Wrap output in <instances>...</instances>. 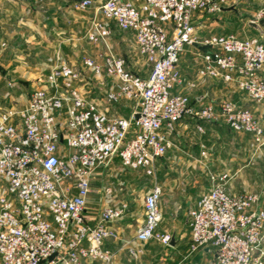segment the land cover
Listing matches in <instances>:
<instances>
[{
  "label": "built area",
  "instance_id": "2783aa9c",
  "mask_svg": "<svg viewBox=\"0 0 264 264\" xmlns=\"http://www.w3.org/2000/svg\"><path fill=\"white\" fill-rule=\"evenodd\" d=\"M226 0H106L98 11L92 43L112 36L111 22L132 33L151 67L147 78L128 67L124 57L105 55L104 64L82 61L94 78L106 76L111 89L104 100L83 91L84 71L63 63L39 81L23 107H0V264H112L104 249L115 237L107 225L123 210L106 206L94 224L86 215L96 173L119 162L123 170L155 178L156 166L172 147L171 136L184 120L215 122L260 145L264 128L253 113L230 101L193 106L175 93L182 86L180 62L193 49L198 76L221 80L264 105V42L235 35L200 36L197 19L216 16ZM93 0L76 10L89 11ZM264 19V7L250 22ZM248 23V24H249ZM122 99L135 101L128 117L112 116ZM105 105H104V104ZM104 105V106H103ZM198 130L203 131L198 125ZM210 189L188 211L190 254L213 251L212 264H264V207L256 194L233 195L229 174L208 173ZM163 191L154 183L144 198V223L136 241L169 245L159 235Z\"/></svg>",
  "mask_w": 264,
  "mask_h": 264
},
{
  "label": "rangeland",
  "instance_id": "374dc122",
  "mask_svg": "<svg viewBox=\"0 0 264 264\" xmlns=\"http://www.w3.org/2000/svg\"><path fill=\"white\" fill-rule=\"evenodd\" d=\"M13 1L15 5L11 10L13 15L9 14L8 19H10L9 21L15 25L14 28L17 30L14 32L17 33L19 39L14 43L9 41L8 44L6 41L4 46H0V100L5 102H11L14 100L12 104L17 105L18 107L25 106L29 101V96L32 90L36 88L39 81L43 79V76H41L35 80L34 74H45L47 71V67L45 65L49 63L48 60L55 58V61H58V59L62 56L66 59L65 64L73 66L79 71H84L82 61L85 57L93 58L98 64L103 65L105 55L109 53L108 51H110L113 55L123 56L125 58L129 55L128 66H131L133 70L135 69L139 77L146 78L150 74L151 67L147 64L145 57L140 53L139 48L137 51L135 41L133 42V40H129L128 42L125 40L127 43H122L125 38L131 39L132 37H126V35L118 29L114 22L110 23L112 27V36L110 39L105 40V42L101 40L99 43H92L90 41V36H96L94 26L95 22H108L98 11V7L101 4L100 2H105L106 0H93L95 2V7L89 11H80L75 9L76 3L80 0H38L35 5L42 8L40 11H44L46 8H54L55 6H59L61 3L62 5H65L67 7L66 17L68 19V25L66 33L60 36L53 29L42 26V29L39 30L41 37L36 40L39 44L35 45L29 42L30 39L34 37L35 33V31H33L29 26V21L31 20L29 8L33 7L34 0ZM0 2L2 4L3 2L8 4L12 3V1L7 2V0H0ZM222 7V9L234 7L235 11L229 15L230 17H228L227 20H222L219 16L221 13H217L216 16H206L199 20L197 19V26L199 28L198 33L200 36L204 37V34L209 32H212L210 34H223L236 29L237 32L235 36L237 35L239 38L240 36L244 37L246 35L245 33L249 32V28L247 26L249 21L253 20L258 11L264 7V0H226ZM236 23H238L237 27L233 28ZM259 24L264 29V19L260 20ZM13 25L8 27L9 30L7 29L4 33H11L10 29H12ZM255 34L260 37L256 32H254V35ZM56 39L61 41L63 40L65 44L62 46L59 45ZM4 56L7 57L4 58ZM36 58L39 63L36 61L34 62ZM196 60L194 63H190L191 61L188 56L185 55L183 57V62L191 65L190 72L194 75L196 71V75L193 76L194 79L192 81L194 83V88L187 87L183 93L178 94L187 97L191 104L196 107L205 106L210 102H216L218 104L223 101H230L238 107L237 103L232 100V95H234V91L237 88L235 86H229L221 80L200 78L197 70V68L199 69L200 64ZM40 61H43L41 65ZM62 64L63 63H57L54 67ZM83 75L86 80L83 85L87 86L83 88V91H85V95L89 97V99H93L98 95V93L95 92V89L100 84L103 85V82L104 87L107 86V84L110 87L112 85L110 79L106 76L94 78L87 71H84ZM202 81H208L211 85L215 82L219 87V90L223 91L224 88L225 92L216 93L215 91L216 94L208 93V98L205 99L204 96H206V94L199 90L201 87L200 83ZM207 85L211 86L209 84ZM209 92L212 91L209 90ZM104 96L105 94L100 95V97ZM129 102H132V105L135 107V101L129 100ZM254 106L255 108L250 107L249 109L252 111L257 122L264 128V116L261 113V110H259V108L264 105ZM1 107L4 108L8 106L3 104ZM256 108L258 110H256ZM194 124L195 135L194 133H191V136L195 138L196 141H199L200 139V142L197 143L198 146L201 147V151L206 150V154L209 156L210 165H208V167L210 169L208 171L216 174L226 172L232 176L235 172L239 171L240 174L237 175L236 184L234 183L231 186H228L231 188V191L237 192L240 189L241 194H260L261 201L264 203V140L262 144L257 145L253 143V140H251L246 134L234 133L230 131L220 118H218L215 122L194 121ZM198 125L202 127L203 131L198 130ZM211 130L216 132H211ZM226 135L229 137L228 140L226 139ZM206 137L207 145L205 147L202 142ZM185 143H187V141ZM241 145L244 147L241 148ZM245 151L249 152L248 157L244 154ZM202 155L205 154L202 153ZM245 166L247 167L245 168ZM109 177L108 173H106L104 176V182H108L107 180L111 179ZM196 177L197 180L201 181L199 188L201 189L204 187V189L208 191L210 188L208 175L201 174ZM145 178L146 177L143 176H141V178H137V181H141V192L144 191L146 186L150 187L151 182L152 186L154 184V178ZM0 185L5 186L3 179H0ZM137 193L139 194L140 191L137 190ZM201 194H203L202 190L199 195ZM178 228H186V226H184V222L175 223L174 220L166 218L161 224V230H170V233ZM185 241V239L181 241L182 245H186Z\"/></svg>",
  "mask_w": 264,
  "mask_h": 264
},
{
  "label": "crops",
  "instance_id": "0c3cea01",
  "mask_svg": "<svg viewBox=\"0 0 264 264\" xmlns=\"http://www.w3.org/2000/svg\"><path fill=\"white\" fill-rule=\"evenodd\" d=\"M10 1H12V3L10 4L3 2V4L5 5H3L0 2V46H4L6 43L8 44L9 41H11V43H14L19 39L17 33L14 32L15 30H17L14 28L15 25H13V23L9 21L10 19H8L9 14L13 15L11 10L15 6L13 0H7V2ZM36 2H38V0H34L33 7L29 8V12L31 15L29 26L33 31H35V33H34V37L30 39V41L28 39V41L31 42V44L33 45L39 44L37 43L36 40L41 37L39 30L42 29V26H44L45 28L53 29L54 31H56V33L59 36L66 33L67 25H68V19L66 17L67 7L65 5H62L61 3L59 6H55L54 8H46L44 11H40L42 10V8L37 7L35 5ZM232 12L233 11L221 10L220 12L221 14L219 16L222 18V20L223 19L227 20V18L230 17L229 15ZM196 24H198L197 21ZM12 25L13 27L12 29H10L11 33L9 34L4 33V31H7L8 27ZM234 25L235 26L233 28H236L238 23ZM247 26L249 28V32L245 33L246 35L244 37L240 36V38L255 37V38H259L261 41L264 40L263 39L264 34H259L257 31L250 28L249 24ZM236 32L237 31L235 29L230 32L228 31L223 34H215V35H235ZM254 32L259 34L260 37H258L256 34L254 35ZM210 33L212 32L204 34V36L212 35ZM123 34L126 35V37L131 36L132 38L131 39L125 38L122 43H127L126 41L129 42V40H133V42L135 41L136 43L135 37L132 33L123 32ZM56 40L58 41V44L61 46L65 44L63 40L62 41L58 39ZM137 51H138V46H137ZM193 51H194L193 49L189 48V50L185 52L186 54L184 53L181 57L180 69L182 72L183 82L181 87L175 89L174 92L177 94L183 93L187 87L194 88L193 85L194 83L192 81L194 79L193 76L196 75V71L193 75L190 72L191 65L186 62H183V57L186 55L190 58L191 62L190 61L189 62L194 63L196 57L193 54ZM5 57L7 56H4V58ZM128 58L129 55H127L125 59L128 61ZM35 61L39 63L37 58L36 60H34V62ZM48 62L49 63L45 65L47 67L46 73L45 74L35 73L34 74L35 80L40 78L41 76H43L42 78L46 77L50 73V71L54 68V65H56L57 63H66V59L62 56L58 59V61L57 60L55 61V58L54 59L51 58L50 60H48ZM42 63L43 61H40V65ZM128 67L132 72L137 74L135 69L133 70L131 66ZM207 84L211 85L210 83H208V81H202L200 83L201 87L199 89L201 90V92L206 94V96H204L205 99L208 98L207 96L208 93L213 94L215 93V91L216 93L225 92L224 88L223 91L222 90L220 91L219 87L215 82H213L211 86H208ZM28 85H33V84H28ZM103 85L100 84L98 87H96L95 92H97L98 95L94 97L93 100H97V101L102 100L104 97H100V95L106 94V92H108V90L111 89V87L108 84L107 86H105L106 88ZM208 89L212 92H209ZM234 92L235 93L234 95H232L233 97L232 100L237 103L238 107L241 106L243 108L249 109L250 107L255 108L254 105H257L253 101H251L246 94L238 91L237 89H235ZM12 102H14V100L11 102L10 101L5 102L3 100H0L1 105L5 104V106H8L4 108L12 107L14 105L12 104ZM133 108L134 106L132 105V102H129L128 99H122L119 103L113 104L110 107L109 114L112 116L128 117L132 113ZM256 110L258 109L256 108ZM259 110H261V113L264 116V106H261ZM194 125L195 124L193 120L187 119L181 122L176 127V131L174 135L171 136L172 147L168 152V154L164 157V159L158 162L156 166V174L153 182L160 185L163 191V196L160 202V207L163 217L162 222L166 218H169V220H174L175 223L184 222V226L188 228V229L178 228L170 233V230L169 231L161 230V224H162L161 222V224L158 227V231H157L158 234L170 236L171 242H172V238L174 237L175 238L174 245H172L170 242L169 245L165 246L155 240L146 244H141L138 243L135 239L140 226L144 223V216H145L144 198L152 188V182H151L150 187L146 186L143 191L144 193L141 192L140 190L141 181H137V178H141V176H143L146 177L145 179H147L148 176H146L143 172L123 170L119 162H114L108 168L99 170L94 176V179L92 181L91 193L87 198V206H86V215L88 219L91 221V223L94 224L100 220L101 213L104 207L107 205L105 202V197L107 195L106 189H110L111 191L109 205H112L116 208L123 210V217L120 221L114 224L107 225V228L110 231H112L115 235L113 239L108 240L104 245V249L113 254L112 264H212L214 259V254L212 250L205 249L194 254H190L189 252L191 229L188 221V211L191 208L195 207L198 201L200 200V197L205 192H207V190L204 189V187L201 189L199 188L201 181L197 180L196 176L201 174L208 175V173L211 172L208 171L210 169L208 167V165H210L209 156L208 154H206V150L201 151V147L198 146L197 144L198 142H200V139L199 141H196V139L191 136V133H194L195 135ZM211 132H216V131L211 130ZM235 135H239V134H235ZM247 136L250 137L251 140H253L251 136L249 135ZM226 139L228 140L229 137L227 136ZM186 141L187 143H185ZM202 143L206 147L207 137L204 138ZM253 143L255 142L253 141ZM243 147L244 146L241 145V148ZM202 153H204L205 155H202ZM248 153L249 152L247 151L244 152V154L247 155V157L249 155ZM246 167L247 166H245V168ZM106 173H108V177L110 176L109 178H111L107 180L108 182H104V176ZM225 173H220V174H225ZM238 174H240L239 171L235 172L233 176L229 174L230 181L228 186H231L232 184L237 182ZM228 188L231 194L242 195L240 193L241 192L240 189L237 192H233L231 191L230 187ZM137 190L140 191L139 194L137 193ZM201 190L203 194L199 195L201 193ZM261 206L264 207V203H262ZM184 239L186 240L185 241L186 245H182L181 243V241H183Z\"/></svg>",
  "mask_w": 264,
  "mask_h": 264
},
{
  "label": "water",
  "instance_id": "95a60500",
  "mask_svg": "<svg viewBox=\"0 0 264 264\" xmlns=\"http://www.w3.org/2000/svg\"><path fill=\"white\" fill-rule=\"evenodd\" d=\"M222 11H235V8L234 7H230V8H227V9H222ZM249 27L254 29L255 31H257L259 34H264V31H263L261 25L258 24V23L250 22L249 23ZM171 244L172 245L175 244V238L174 237L172 238Z\"/></svg>",
  "mask_w": 264,
  "mask_h": 264
},
{
  "label": "trees",
  "instance_id": "16d2710c",
  "mask_svg": "<svg viewBox=\"0 0 264 264\" xmlns=\"http://www.w3.org/2000/svg\"><path fill=\"white\" fill-rule=\"evenodd\" d=\"M263 29V28H262Z\"/></svg>",
  "mask_w": 264,
  "mask_h": 264
}]
</instances>
